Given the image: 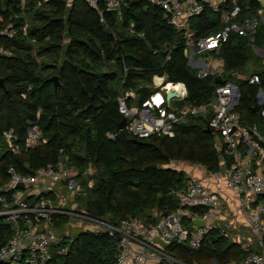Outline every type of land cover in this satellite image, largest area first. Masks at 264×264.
Here are the masks:
<instances>
[{
    "label": "trees",
    "instance_id": "16d2710c",
    "mask_svg": "<svg viewBox=\"0 0 264 264\" xmlns=\"http://www.w3.org/2000/svg\"><path fill=\"white\" fill-rule=\"evenodd\" d=\"M31 2L24 0L21 7L19 0H0V27L9 19L22 24L20 13L29 14L24 32L18 29L12 37L0 36V44L8 50L0 54V183L7 180L10 164L26 173L65 155L76 168L75 178L82 188L76 198L87 213L107 216L112 222L124 216L151 220L154 213H171L177 205L174 191L186 174L169 166L170 161L198 163L209 171L218 168L221 154L205 129L206 116L175 123L171 136L138 138L116 127L121 117L116 96L129 87L139 102L152 90V75L164 74L167 80L184 83L183 102H207L213 90L211 76H198L187 64L180 33L147 0H128L119 15L104 12L102 20L83 0H71L68 5L65 0H46L36 7ZM239 3L247 7V14H254L259 5L257 0ZM190 24L196 35L207 34L219 27V14L204 6ZM65 31L68 40L62 43ZM251 43L264 45V21L252 40L230 32L218 52L222 75L238 86L234 109L244 122L257 118L253 93L257 87L264 88V62L253 70L258 84L246 82L251 70L241 79L228 76L233 70L246 72ZM168 49L169 58H165ZM52 74L58 76L56 88L49 79ZM32 126L40 129L45 141L11 153L1 130L11 127L21 138ZM151 163L156 165H147ZM88 164L94 167L89 174L85 172ZM88 178L91 185L86 184ZM259 198L264 201V195ZM9 232L0 219V243ZM167 248L181 260L198 264H209L210 259L217 263L238 260L246 253L217 228H209L196 248L174 242ZM116 250V240L109 234L82 230L67 241L65 253L53 255L46 264H112Z\"/></svg>",
    "mask_w": 264,
    "mask_h": 264
},
{
    "label": "built area",
    "instance_id": "2783aa9c",
    "mask_svg": "<svg viewBox=\"0 0 264 264\" xmlns=\"http://www.w3.org/2000/svg\"><path fill=\"white\" fill-rule=\"evenodd\" d=\"M44 1L32 0L31 5L36 7ZM83 1L102 20L104 12L115 11L119 15L121 6L128 0ZM147 1L159 7L165 22L180 33L187 64L195 68L198 76H211V93L216 102H183L186 97L183 82L167 80L164 74H153L152 90L139 102L129 87L116 96V109L124 117L121 129L138 138L151 134L171 136L175 123L206 116L212 145L221 154L218 168L214 171L206 169L201 176L186 174L181 187L174 191L177 199L174 210L155 222L146 223L135 216L120 217L112 222L107 216L92 215L82 209L76 198L82 191L75 178L77 171L65 155L54 163H46L26 173L15 170L10 164L6 167L7 180L0 183V219L10 229L0 243V264H46L53 255L65 253L67 241L72 236L67 232L59 236L57 226L70 219L81 222L86 231L107 233L116 240L112 264H198L181 260L167 244L183 243L196 248L209 228L227 234L226 220L238 217L253 238V250L248 249L247 244H241L246 250L243 257L224 263L214 261L213 264H264V201L259 198L264 195V107L260 106L264 96L257 87L258 102L254 101L257 118L244 122L234 109L239 96L238 86L222 75V60L218 55L230 32L252 40L257 27L264 21V0H257L259 5L254 14H247V7L242 8L239 0ZM65 2L69 4L71 0ZM19 4L23 7L24 0H19ZM204 6L218 12L219 27L207 34L196 35L190 20ZM25 27V24L16 25L9 19L0 27V36L12 37L18 29L24 32ZM136 34L143 36L142 31H136ZM250 46L264 62V45L251 43ZM164 51L165 58H169V49ZM2 53L6 54L8 50L0 44ZM122 69L125 74L127 67ZM216 74L220 75V82L214 80ZM167 82L171 85L167 86ZM246 82L258 84L257 73L250 71ZM170 91L172 94L168 95ZM1 137L14 154L45 141L36 126L27 128L21 138L11 127L3 128ZM175 162L170 161L168 165L174 167ZM177 169L182 170L181 164ZM18 182L22 184L21 188L16 187ZM196 206L199 209H193ZM62 216L65 219L57 223ZM194 217L201 218L202 224L193 223ZM212 221L220 223L214 225L210 223ZM60 240L65 241L60 244Z\"/></svg>",
    "mask_w": 264,
    "mask_h": 264
},
{
    "label": "rangeland",
    "instance_id": "374dc122",
    "mask_svg": "<svg viewBox=\"0 0 264 264\" xmlns=\"http://www.w3.org/2000/svg\"><path fill=\"white\" fill-rule=\"evenodd\" d=\"M263 11H264V8H263ZM20 14H22V16L24 18V21L22 20L23 21L22 23L27 25L28 19H29V14H27L25 11H23ZM15 21L16 20H14V22ZM67 40H68V36L62 39V43H65ZM251 54H252V58L251 59L249 58L248 63L246 65V66H250V68L245 69L246 72L237 71V70L230 71L228 77L241 79V78H244L246 76V73L249 72V70L253 71V70L259 69V66H261V63H262L261 56L258 54L257 51H254L252 48H251ZM218 60H219V58H218ZM263 89L264 88L260 87L261 93L264 96V90ZM257 90H258V88H255L254 93H253V98H254V101H256V102H258L257 95H256ZM173 162H175V161H173ZM180 164L182 165V163L178 164L177 162H175L174 167L179 168ZM191 169H193V171L195 173H198L200 171V168L197 165H191ZM93 170H94V167L91 164H88L85 172L87 174H89V173L93 172ZM184 174H191V172L188 170V173L184 172ZM91 182H92V180L90 178H88L86 181V184L91 185ZM32 198H35V196H33ZM152 214H153V211H152ZM154 215H156L157 218L154 217L153 219L149 220V219L142 216L139 219L143 222L152 223V222H155L156 220H158L162 217L159 212L154 213ZM82 230H84V228L82 227L81 222H79L77 220H71V219L67 223H62V224L60 223L57 226V231H58L59 236L63 235L65 232H67L69 235L73 236L74 234H76L77 232L82 231ZM246 233L248 234L249 232L246 229H245V231L243 230V235H247ZM253 248H254V246L250 249H253ZM214 261H215L214 259H210L209 264H213ZM8 264H11V263H8Z\"/></svg>",
    "mask_w": 264,
    "mask_h": 264
},
{
    "label": "crops",
    "instance_id": "0c3cea01",
    "mask_svg": "<svg viewBox=\"0 0 264 264\" xmlns=\"http://www.w3.org/2000/svg\"><path fill=\"white\" fill-rule=\"evenodd\" d=\"M248 68H250V67L248 66ZM173 161H176L178 164L182 163L181 168L186 173L189 170L191 172V174L201 176L206 171V169H203L200 164L190 163V162L185 161V160H173ZM191 165H197L199 168L201 167L200 171L198 173H195L193 171V169H191ZM230 217H231V215H229V218ZM226 221H227V226H226L227 234H224V233L223 234L226 235L228 240L235 241V242L239 243L240 245L241 244H247L248 248L249 247L252 248L254 246V241H253V238L250 236V234L246 233L247 235H243V230L245 231L246 228L243 225V223L241 222V219L239 217L235 218V220L227 219ZM210 223L217 225L220 222L219 221H212Z\"/></svg>",
    "mask_w": 264,
    "mask_h": 264
},
{
    "label": "water",
    "instance_id": "95a60500",
    "mask_svg": "<svg viewBox=\"0 0 264 264\" xmlns=\"http://www.w3.org/2000/svg\"><path fill=\"white\" fill-rule=\"evenodd\" d=\"M65 36H67V32H66V31H65ZM116 42L118 43V40H116ZM245 69H248V66H246ZM49 79L52 81L53 87L56 88L57 85H58V76H57L56 74H52V75L49 77ZM214 80H215L216 82H220V81H221L220 75H219V74H216V75L214 76ZM0 84L2 85V78H1V77H0ZM167 94H168V95H171L172 92L170 91V92H168ZM208 100H209L210 102H212V103H215V102H216V98H215L214 93H211V94H210ZM256 108H257V105H256V104H253L252 109H253V110H256ZM123 124H124V117L121 116V117L119 118V120L116 122V127H117L118 129H121V128L123 127ZM205 129H206V131H208V132L210 131V128H209L208 126H206ZM147 165H149V166H155L156 164H155V163H151V164H147ZM147 165H146V166H147ZM16 187L21 188V187H22V184H21L20 182H18V183L16 184ZM192 222L195 223V224H197V225H200V224H202V219H201V218L194 217V218L192 219ZM115 237L118 238L117 235H115Z\"/></svg>",
    "mask_w": 264,
    "mask_h": 264
},
{
    "label": "bare ground",
    "instance_id": "6f19581e",
    "mask_svg": "<svg viewBox=\"0 0 264 264\" xmlns=\"http://www.w3.org/2000/svg\"><path fill=\"white\" fill-rule=\"evenodd\" d=\"M167 86H170L171 84L169 82L166 83ZM155 99H156V96H155Z\"/></svg>",
    "mask_w": 264,
    "mask_h": 264
}]
</instances>
